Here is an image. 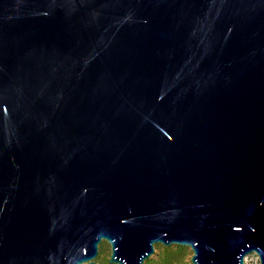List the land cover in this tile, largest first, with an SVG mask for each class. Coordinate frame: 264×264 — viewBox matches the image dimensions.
Masks as SVG:
<instances>
[{"label":"water","instance_id":"1","mask_svg":"<svg viewBox=\"0 0 264 264\" xmlns=\"http://www.w3.org/2000/svg\"><path fill=\"white\" fill-rule=\"evenodd\" d=\"M264 264V0H0V264Z\"/></svg>","mask_w":264,"mask_h":264},{"label":"trees","instance_id":"2","mask_svg":"<svg viewBox=\"0 0 264 264\" xmlns=\"http://www.w3.org/2000/svg\"><path fill=\"white\" fill-rule=\"evenodd\" d=\"M157 252L145 264H192L191 251L187 246L173 245L164 246L157 244ZM104 246L98 256L100 264H108V261L103 257Z\"/></svg>","mask_w":264,"mask_h":264},{"label":"rangeland","instance_id":"3","mask_svg":"<svg viewBox=\"0 0 264 264\" xmlns=\"http://www.w3.org/2000/svg\"><path fill=\"white\" fill-rule=\"evenodd\" d=\"M160 245H163V244H160ZM104 246V250H103V257L108 261V264L109 263V259H110V256H111V245L107 242V241H103L101 244H100V253L102 251V247ZM157 247V245H156ZM190 251H191V256L193 254V251L191 250V248L189 247ZM157 252V249L155 251L154 254H156ZM99 253V254H100ZM96 260L98 261V257L96 258ZM99 262V261H98ZM245 262L247 264H260V260H259V257L256 253H251L249 255H247L245 257ZM100 263V262H99Z\"/></svg>","mask_w":264,"mask_h":264}]
</instances>
